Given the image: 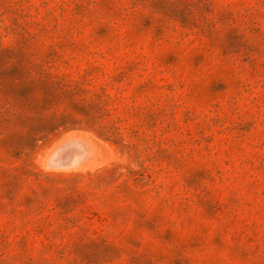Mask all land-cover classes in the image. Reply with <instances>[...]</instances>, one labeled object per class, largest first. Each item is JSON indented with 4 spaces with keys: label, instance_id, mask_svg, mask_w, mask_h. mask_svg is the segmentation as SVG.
Wrapping results in <instances>:
<instances>
[{
    "label": "rangeland",
    "instance_id": "obj_1",
    "mask_svg": "<svg viewBox=\"0 0 264 264\" xmlns=\"http://www.w3.org/2000/svg\"><path fill=\"white\" fill-rule=\"evenodd\" d=\"M0 264H264V0H0Z\"/></svg>",
    "mask_w": 264,
    "mask_h": 264
},
{
    "label": "trees",
    "instance_id": "obj_2",
    "mask_svg": "<svg viewBox=\"0 0 264 264\" xmlns=\"http://www.w3.org/2000/svg\"><path fill=\"white\" fill-rule=\"evenodd\" d=\"M65 123H66L65 121H61V122H57V123L47 122L45 124L38 126V131H45L46 134L52 133L55 130H57L58 127L65 125Z\"/></svg>",
    "mask_w": 264,
    "mask_h": 264
}]
</instances>
